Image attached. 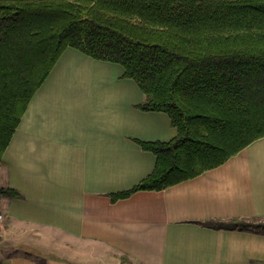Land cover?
<instances>
[{
	"label": "crops",
	"instance_id": "1",
	"mask_svg": "<svg viewBox=\"0 0 264 264\" xmlns=\"http://www.w3.org/2000/svg\"><path fill=\"white\" fill-rule=\"evenodd\" d=\"M143 100L120 64L71 47L61 53L0 161V188L21 195L0 196V243L5 229L24 249L0 264H73L31 253L32 241L53 236L133 264H264L260 229L198 223L264 219V137L192 179L111 202L155 168L138 142L176 136L167 114L137 107Z\"/></svg>",
	"mask_w": 264,
	"mask_h": 264
},
{
	"label": "trees",
	"instance_id": "2",
	"mask_svg": "<svg viewBox=\"0 0 264 264\" xmlns=\"http://www.w3.org/2000/svg\"><path fill=\"white\" fill-rule=\"evenodd\" d=\"M68 47L120 64L143 92L137 107L176 129L166 143L138 142L155 168L111 202L192 179L264 137V0H0V161ZM198 223L264 233L244 219Z\"/></svg>",
	"mask_w": 264,
	"mask_h": 264
},
{
	"label": "rangeland",
	"instance_id": "3",
	"mask_svg": "<svg viewBox=\"0 0 264 264\" xmlns=\"http://www.w3.org/2000/svg\"><path fill=\"white\" fill-rule=\"evenodd\" d=\"M251 226H257L261 224L264 226V219H247L246 220ZM4 226V224H2ZM26 231L27 229H23ZM4 238H1L0 243V258L5 256H11L14 254H20L24 252V249L21 250L19 246L18 236L11 235L7 233V230L2 231ZM32 244L35 248L33 254L45 255L48 253H53L59 256H64L73 264H133L129 260H122V257L119 259L111 254H106L101 258H96L93 256L92 251L85 248V244H81V248H77L71 244L62 245V241L56 236H53L51 239L45 242L32 241ZM77 245V244H75Z\"/></svg>",
	"mask_w": 264,
	"mask_h": 264
}]
</instances>
